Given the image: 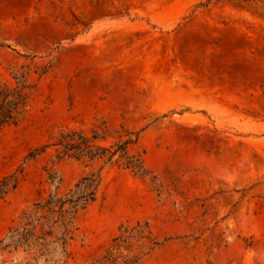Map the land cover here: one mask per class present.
<instances>
[{
    "label": "rangeland",
    "instance_id": "obj_1",
    "mask_svg": "<svg viewBox=\"0 0 264 264\" xmlns=\"http://www.w3.org/2000/svg\"><path fill=\"white\" fill-rule=\"evenodd\" d=\"M17 75L29 101L0 128V180L24 172L0 237L95 172L68 263L40 264H264V0H0V83ZM95 126L139 133L150 173L58 156L61 132Z\"/></svg>",
    "mask_w": 264,
    "mask_h": 264
},
{
    "label": "trees",
    "instance_id": "obj_2",
    "mask_svg": "<svg viewBox=\"0 0 264 264\" xmlns=\"http://www.w3.org/2000/svg\"><path fill=\"white\" fill-rule=\"evenodd\" d=\"M24 75L16 76V83H0V128L19 123L25 115L29 101V84ZM107 126H95L90 131L84 129H69L61 132L54 144L59 157H75L82 160L102 159L104 163H118L131 168L142 176H147L150 170L145 164L142 151H134L138 143L139 133L124 129L125 133L118 139L107 144L110 136ZM35 156V153H31ZM24 168L6 174L0 180V194L3 196L15 189L23 175ZM101 177L92 172L82 176L63 195L57 191L45 199L35 202V214L25 211L26 221L10 228L7 235L0 237V255H10L24 250L30 255L26 264H40L41 258L46 260H62L68 263L71 255L69 246L75 236L76 218L81 209L93 203L99 196ZM145 226L138 223L127 234L117 236L115 240L127 241L133 236L145 237ZM55 244L52 248L51 246ZM155 244H157L155 242ZM60 252L55 258L52 252ZM109 256H112V251ZM6 259L3 258V261Z\"/></svg>",
    "mask_w": 264,
    "mask_h": 264
}]
</instances>
